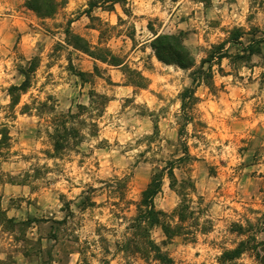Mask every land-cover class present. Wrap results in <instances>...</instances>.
Here are the masks:
<instances>
[{
    "label": "rangeland",
    "instance_id": "1",
    "mask_svg": "<svg viewBox=\"0 0 264 264\" xmlns=\"http://www.w3.org/2000/svg\"><path fill=\"white\" fill-rule=\"evenodd\" d=\"M27 1L0 0V140L10 137L0 148V264H147L116 244L161 174L155 204L175 237L157 228L153 239L176 264H264V44L237 59L264 39V0H68L47 20ZM69 20L73 36L120 56L148 87L69 46ZM159 35L180 37L194 66L160 62ZM220 47L225 57L198 81L182 131L180 94ZM33 62L14 104L9 91ZM93 92L111 99L105 113L86 112L81 143L55 158V120L90 108Z\"/></svg>",
    "mask_w": 264,
    "mask_h": 264
},
{
    "label": "trees",
    "instance_id": "2",
    "mask_svg": "<svg viewBox=\"0 0 264 264\" xmlns=\"http://www.w3.org/2000/svg\"><path fill=\"white\" fill-rule=\"evenodd\" d=\"M68 0H28L27 8L34 12L39 19L47 20L53 19L61 13L67 5ZM96 7L91 4V8ZM74 20H69L66 24L65 34L67 37V44L73 49L82 51L97 61L107 64L111 67L122 68L125 74L131 73L128 76L129 85L137 89H145L148 87V79L145 78L138 71H131L125 65V60L120 56L113 54L108 49H102L90 45L82 40L80 37L73 36L71 27ZM241 36L235 35L233 43L239 42ZM241 44V43H240ZM264 44V39H253L247 47H243L244 52L247 54L238 57L242 62H247L255 54H260L262 49L261 45ZM152 49L157 59L166 65H176L182 69H189L194 66V58L190 51L185 47L180 37L177 36H163L159 35L151 44ZM223 48L215 50L209 59L203 62V66L208 65L207 69L203 67L198 73V77L194 79V85L186 89L180 94V101L182 104V131L185 130L189 124L192 123L193 118L190 115V109L195 105V88L198 81L204 77L205 80L212 79L213 61H221L225 57ZM248 56V57H247ZM238 62V61H237ZM37 65L34 62L30 65L29 69L24 73L25 81L20 86H15L10 89V94L13 97V103H16L15 98L18 93L26 92L31 86L32 74L35 73ZM97 69V67H96ZM111 99L104 95H99L95 92L91 93V107L78 106V112L73 113L71 110L68 114L62 115L55 120L54 132L50 135L53 144L55 158L61 157L67 150L77 146L81 143L84 136L82 135V128L87 126V121L84 120V114L90 109H96L100 115L105 113L107 105ZM92 126L98 128L96 123ZM158 127H155L157 133ZM93 136H96L95 133ZM9 135H3L0 140V148L9 147ZM184 154L190 157L188 147L185 145ZM184 160V159H181ZM175 163H170L168 167V175L171 180V187L177 182L174 170L176 169ZM164 174L156 175L147 189L143 192L142 198L136 204V215L131 219L130 226L128 227V234L124 240L117 243V250L126 258H140L147 264H176V262L167 254L153 239V232L157 228H161L166 237L171 240L175 237V228L171 223L169 215L161 210H158L155 200L163 191ZM121 184V183H120ZM122 195L127 187L126 182L122 183ZM95 204V203H94ZM105 264H110L105 262Z\"/></svg>",
    "mask_w": 264,
    "mask_h": 264
},
{
    "label": "water",
    "instance_id": "3",
    "mask_svg": "<svg viewBox=\"0 0 264 264\" xmlns=\"http://www.w3.org/2000/svg\"><path fill=\"white\" fill-rule=\"evenodd\" d=\"M262 252H263L262 262L264 263V247L262 248Z\"/></svg>",
    "mask_w": 264,
    "mask_h": 264
}]
</instances>
